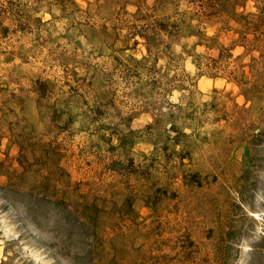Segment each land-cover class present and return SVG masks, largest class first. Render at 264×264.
<instances>
[{
  "label": "rangeland",
  "instance_id": "rangeland-1",
  "mask_svg": "<svg viewBox=\"0 0 264 264\" xmlns=\"http://www.w3.org/2000/svg\"><path fill=\"white\" fill-rule=\"evenodd\" d=\"M11 1L0 0V264H264V145L259 167L244 159L264 102L247 101L241 76L196 66L232 45L235 22L218 13L202 37L164 35L150 55L137 12L157 0Z\"/></svg>",
  "mask_w": 264,
  "mask_h": 264
},
{
  "label": "trees",
  "instance_id": "trees-1",
  "mask_svg": "<svg viewBox=\"0 0 264 264\" xmlns=\"http://www.w3.org/2000/svg\"><path fill=\"white\" fill-rule=\"evenodd\" d=\"M182 1L188 6V9L185 11H179L177 8L181 4V0H157L153 6L145 3L139 6L137 15L140 17L141 24L137 35L148 45L150 55H152V48L155 45L153 43L162 40L164 35L178 37L184 31L190 30V33H195L197 36L202 37V28H204L206 20H211L218 13H224L235 22L238 38L232 42L231 46L221 45L217 58H209L208 62H197L196 60V66L200 70L201 75L223 76L226 74L228 76H241L232 80L242 86L247 101L254 104L255 100L258 103L260 100L264 102V0H256V10L252 12L238 11V6L245 7L244 0ZM73 3L77 4L76 2ZM13 5L17 6V4ZM171 5H174L177 9L175 8L170 15L162 17L159 11L169 8ZM15 7H11L10 10H14ZM223 8H233V12L230 15L229 13L220 11ZM17 9H19L18 6ZM1 15L0 17H2ZM238 46L243 47L244 51L239 56H236V59L232 60L231 58L234 56L233 51ZM248 56L250 60L246 62L245 58ZM146 60H148V57H145L143 60H136V62L143 64ZM154 61H158V58L156 57ZM262 123L251 129L252 133L244 149L245 164L249 168L259 167L257 155L261 153L264 145V122ZM172 129L176 131L177 127L172 125ZM180 137L188 139L190 134L179 129L172 138L176 146L182 145L180 150H176L177 153L182 154V152L184 153L187 150L185 149V140L179 139ZM122 142L123 139H121ZM184 158L186 156H183L181 159ZM242 203L247 202L243 200ZM259 253L261 256H259ZM253 254L254 258L258 256L264 259L263 253L258 250L257 246H255Z\"/></svg>",
  "mask_w": 264,
  "mask_h": 264
}]
</instances>
